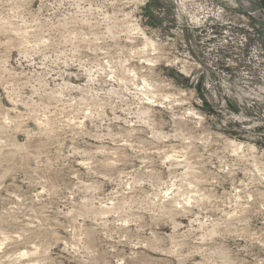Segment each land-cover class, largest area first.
Here are the masks:
<instances>
[{
  "label": "rangeland",
  "instance_id": "374dc122",
  "mask_svg": "<svg viewBox=\"0 0 264 264\" xmlns=\"http://www.w3.org/2000/svg\"><path fill=\"white\" fill-rule=\"evenodd\" d=\"M0 264H264V0H0Z\"/></svg>",
  "mask_w": 264,
  "mask_h": 264
},
{
  "label": "bare ground",
  "instance_id": "6f19581e",
  "mask_svg": "<svg viewBox=\"0 0 264 264\" xmlns=\"http://www.w3.org/2000/svg\"><path fill=\"white\" fill-rule=\"evenodd\" d=\"M151 44H153V42H151Z\"/></svg>",
  "mask_w": 264,
  "mask_h": 264
}]
</instances>
